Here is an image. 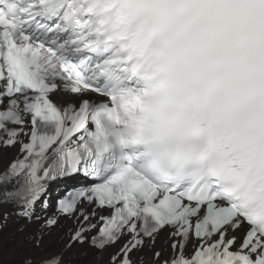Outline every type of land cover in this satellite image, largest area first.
<instances>
[{"label":"snow or ice","instance_id":"obj_1","mask_svg":"<svg viewBox=\"0 0 264 264\" xmlns=\"http://www.w3.org/2000/svg\"><path fill=\"white\" fill-rule=\"evenodd\" d=\"M9 151L0 204L29 223L50 182L89 181L57 202L64 246L23 264L85 243L106 264H264V0H0Z\"/></svg>","mask_w":264,"mask_h":264},{"label":"bare ground","instance_id":"obj_2","mask_svg":"<svg viewBox=\"0 0 264 264\" xmlns=\"http://www.w3.org/2000/svg\"><path fill=\"white\" fill-rule=\"evenodd\" d=\"M14 155V151L0 153V168L5 166ZM4 212H8V208L0 206V221L2 220ZM37 226V223L27 225L24 222L16 221V219L12 216L8 218L4 228L0 231V264H23V260L29 255L35 254L38 256L49 251H55L56 248L60 246L63 247L67 242L64 233L66 229L71 226V222L64 220L52 228L51 232L44 238L42 251L34 250L32 248L31 241L28 239L36 231ZM162 232H159V240H162ZM12 236L13 239H10ZM75 248L76 245H73L68 254V260H70L72 264H78L79 261L85 264L92 262L98 263L103 261L105 262L107 259V253H105L104 260L99 261L96 259V253L93 250L83 247L81 253L84 252V257L77 260L80 253L78 254V248H76V250ZM110 250L111 248L108 249V252Z\"/></svg>","mask_w":264,"mask_h":264},{"label":"rangeland","instance_id":"obj_3","mask_svg":"<svg viewBox=\"0 0 264 264\" xmlns=\"http://www.w3.org/2000/svg\"><path fill=\"white\" fill-rule=\"evenodd\" d=\"M36 229H37V227H36ZM166 231H164V232H162V241L160 242L159 240L157 241V245H158V243H159V246L161 245V244H163V242L165 241V239H166ZM10 239H13V236L10 238ZM66 240H67V238H66ZM167 245H168V243L165 245L166 247H167ZM159 246H157L156 247V249H159L160 247ZM86 247V246H85ZM62 248V246H60V247H58V248H56V250L55 251H58V250H60ZM76 248H78V254L80 255V256H78L77 258V260H80V259H82L83 257H84V252L83 253H81L82 252V248H80L79 246H76ZM76 248H75V250H76ZM113 250V249H112ZM111 250V251H112ZM111 251H109V252H111ZM72 253H74V252H72ZM94 253V252H93ZM106 257H107V255H106ZM75 258V257H74ZM73 258V259H74ZM107 262V259L105 260V263ZM69 263L70 264H72V262L71 261H69ZM102 263H104V261L103 262H98V264H102ZM78 264H85V263H82V262H78ZM87 264H97V263H94V262H92V263H87Z\"/></svg>","mask_w":264,"mask_h":264}]
</instances>
